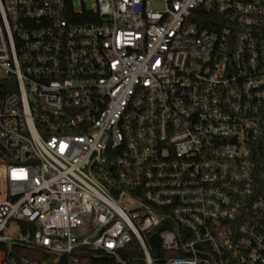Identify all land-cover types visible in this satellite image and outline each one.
Wrapping results in <instances>:
<instances>
[{
    "label": "built area",
    "instance_id": "obj_1",
    "mask_svg": "<svg viewBox=\"0 0 264 264\" xmlns=\"http://www.w3.org/2000/svg\"><path fill=\"white\" fill-rule=\"evenodd\" d=\"M0 264H264V0H0Z\"/></svg>",
    "mask_w": 264,
    "mask_h": 264
},
{
    "label": "trees",
    "instance_id": "obj_2",
    "mask_svg": "<svg viewBox=\"0 0 264 264\" xmlns=\"http://www.w3.org/2000/svg\"><path fill=\"white\" fill-rule=\"evenodd\" d=\"M161 228H163V227L158 228V230L161 229ZM151 242L155 245V248L156 247L158 248V246H159V240H158L157 235L156 236L154 235V237H151ZM151 255H153V256L159 255L158 250L155 249L154 251H152V254Z\"/></svg>",
    "mask_w": 264,
    "mask_h": 264
},
{
    "label": "rangeland",
    "instance_id": "obj_3",
    "mask_svg": "<svg viewBox=\"0 0 264 264\" xmlns=\"http://www.w3.org/2000/svg\"><path fill=\"white\" fill-rule=\"evenodd\" d=\"M125 203H126V204H129L130 206H131V205H133L131 202H128V201H127V202H125Z\"/></svg>",
    "mask_w": 264,
    "mask_h": 264
}]
</instances>
